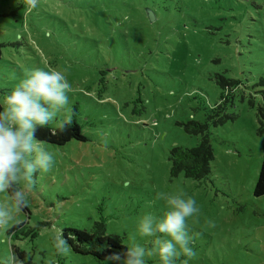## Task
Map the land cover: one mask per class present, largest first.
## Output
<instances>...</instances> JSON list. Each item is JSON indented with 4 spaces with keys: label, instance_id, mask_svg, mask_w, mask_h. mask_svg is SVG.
I'll return each instance as SVG.
<instances>
[{
    "label": "rangeland",
    "instance_id": "1",
    "mask_svg": "<svg viewBox=\"0 0 264 264\" xmlns=\"http://www.w3.org/2000/svg\"><path fill=\"white\" fill-rule=\"evenodd\" d=\"M0 44V95L34 67L61 71L71 118L74 106L89 138L41 143L56 163L36 176L17 217L23 231L0 236V256L10 244L33 264H99L57 258L51 238L104 220L128 246L140 217L163 207L158 196L182 192L199 208L188 221L199 233L191 264H264V196H253L264 160V0H39L36 9L0 0ZM217 74L240 85L222 89ZM219 104L228 118L210 124L209 175L172 176L171 148L201 139L183 124L205 122Z\"/></svg>",
    "mask_w": 264,
    "mask_h": 264
},
{
    "label": "clouds",
    "instance_id": "2",
    "mask_svg": "<svg viewBox=\"0 0 264 264\" xmlns=\"http://www.w3.org/2000/svg\"><path fill=\"white\" fill-rule=\"evenodd\" d=\"M23 3L36 9L39 0ZM70 89L61 71L34 67L10 92L0 95V196L6 198L0 203V236L11 237L9 229L25 211L36 176L49 173L56 163L55 153L39 142L37 132L55 125L59 133L71 126ZM158 200L163 201V207L140 217L132 242L123 250H114L107 243L89 244L102 256L99 264H149L153 257L157 264H191L197 255L192 244L199 233L190 232L188 221L199 213L196 200L182 192L164 193ZM51 239L57 258L73 251L70 241L74 237H66L63 229ZM0 264L25 262L9 244Z\"/></svg>",
    "mask_w": 264,
    "mask_h": 264
},
{
    "label": "trees",
    "instance_id": "3",
    "mask_svg": "<svg viewBox=\"0 0 264 264\" xmlns=\"http://www.w3.org/2000/svg\"><path fill=\"white\" fill-rule=\"evenodd\" d=\"M2 47L0 44V59L2 56ZM104 75V73H101ZM216 84L225 89V87L230 86L233 89L237 88L240 85V81L226 78L223 75L217 74L215 76ZM260 84L264 85V79H261ZM261 94L264 95V90L261 91ZM252 104V101H250ZM215 113H211L206 117L205 122L189 121L184 125V131L189 135H200V142L191 148H183L180 146H174L171 148L168 156L170 161V174L172 176H178L180 173H183L185 177L194 178L197 180H203L207 178L210 173V162L213 160V150L210 142V124H217L216 117H220L219 121L222 119L225 120L228 116H222V105H217L215 108ZM76 115V107L73 106L72 111V124L63 132H57L56 126H50L46 129H41L37 132V138L40 143L50 144L54 146H64L71 141L77 142H88L89 138L82 131L81 124L74 118ZM221 115V116H220ZM258 115L259 119V128L258 134L264 135V110L259 109ZM254 197L264 196V160L261 163L257 181L253 189ZM22 224H16L12 226L9 231L11 236L16 235L18 231H23ZM64 234L66 237H74V240L70 241L73 244V253L90 256L95 260L99 261L102 259V256L95 252L94 247H89V244L95 241V244L107 243L114 250H123L127 247L123 243L121 237L117 235H112L107 233V228L104 220L96 221L93 223L91 229H83L77 227H65L63 228ZM16 255L18 258L25 262V264H33V261L25 251L14 247Z\"/></svg>",
    "mask_w": 264,
    "mask_h": 264
},
{
    "label": "water",
    "instance_id": "4",
    "mask_svg": "<svg viewBox=\"0 0 264 264\" xmlns=\"http://www.w3.org/2000/svg\"><path fill=\"white\" fill-rule=\"evenodd\" d=\"M147 16H148L150 21L154 20V14H153V12L151 10L147 9Z\"/></svg>",
    "mask_w": 264,
    "mask_h": 264
}]
</instances>
